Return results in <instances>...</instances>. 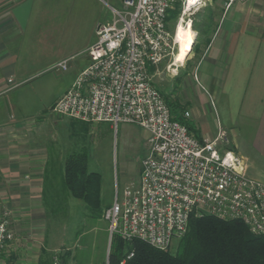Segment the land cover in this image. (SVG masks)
Masks as SVG:
<instances>
[{
	"label": "built area",
	"instance_id": "1",
	"mask_svg": "<svg viewBox=\"0 0 264 264\" xmlns=\"http://www.w3.org/2000/svg\"><path fill=\"white\" fill-rule=\"evenodd\" d=\"M179 1L184 11L206 4L121 0L120 9L111 7L112 20L97 25L96 40L84 50L87 65L51 111L113 128L133 124L148 133L138 182L125 186L121 194L116 189L114 201L103 212L110 237L115 234L165 250L185 234L190 217L239 220L251 234L264 236V184L247 175L245 159L226 148L224 133L213 139L200 137L174 119L149 75L148 66L166 57L175 63L177 47L167 17ZM69 61H59L55 71H67ZM16 244L12 211L0 195V264ZM133 255L127 253L120 264ZM53 264L73 263L58 256Z\"/></svg>",
	"mask_w": 264,
	"mask_h": 264
},
{
	"label": "crops",
	"instance_id": "2",
	"mask_svg": "<svg viewBox=\"0 0 264 264\" xmlns=\"http://www.w3.org/2000/svg\"><path fill=\"white\" fill-rule=\"evenodd\" d=\"M59 1L0 0V195L11 208L13 228L25 247L33 245V239L43 241V197L53 195L49 181L63 174L68 155L80 152L71 135L64 140L63 118L91 124L23 112L12 98L22 83L16 79L27 73L28 65L39 63L40 45H54L47 36L56 35L57 24L46 21L57 18L52 5ZM199 11L195 27L191 20L195 37L184 63L171 64L169 56L157 66L149 65L152 83L168 106L185 107L189 117L184 119L195 125L198 136L213 139L222 132L227 143L236 144V132H246L248 147L264 160V0H206ZM32 38L38 55L31 62L26 53L32 50ZM62 94L51 101L50 109ZM211 108L219 117L215 132L209 130ZM173 113L183 116L175 108ZM240 155L248 174L264 179V168L259 171L248 153Z\"/></svg>",
	"mask_w": 264,
	"mask_h": 264
},
{
	"label": "rangeland",
	"instance_id": "3",
	"mask_svg": "<svg viewBox=\"0 0 264 264\" xmlns=\"http://www.w3.org/2000/svg\"><path fill=\"white\" fill-rule=\"evenodd\" d=\"M52 6H56L57 18L47 20L46 23L57 24L56 35L47 36V40L53 38L54 45L50 41H47L46 45H40L39 63L28 65L27 73L16 79L15 82L22 83L12 95L13 101L19 103L23 112L44 114L46 117L57 116L50 109L51 101L61 91L64 93L78 71L87 65L88 59L84 50L96 40L97 25L112 20L111 7L120 9L121 0H60ZM203 6L196 4L189 11H184L182 1H179L170 10L167 17L168 28L172 35H175L176 42L177 29L188 26L192 28L191 20L195 27L199 22V9ZM33 38V43L28 45L32 50L26 53L31 62L36 60L38 55ZM66 58L70 60L69 67L75 66V70L64 73L55 71L56 65L48 66L51 61L57 62ZM212 109V116L208 115L211 117L209 130L215 132L219 117L214 115L215 109ZM62 125L64 140L71 139V135L79 146V151L88 153V170L101 176L100 207L91 211L83 201L70 196L63 189L62 174L58 172L54 175L55 178L49 181L52 182L53 189L48 192L53 195L43 197L47 221L45 230H42L43 241L33 239V245L25 247L24 240L19 238L14 230L17 244L14 250L3 257L2 264H37L41 258H45L48 264H53L54 258L58 256L64 261L66 259V263L73 264L107 262L111 237L103 212L114 201L116 189L121 194L125 186L138 182L141 160L147 153L148 133L136 125L124 123L110 129L107 123L83 126L63 118ZM193 128L194 133L199 135L195 125ZM246 135L243 131L236 132V144L228 141L225 146L243 156L248 153L254 161L253 165L262 172L264 160L257 156L253 148L248 147L249 141L244 137ZM246 173L250 178L264 184V179L250 175L247 171ZM179 240L180 238L174 239L165 250L173 253ZM49 248L54 250H47ZM63 251L67 252L65 257L61 254Z\"/></svg>",
	"mask_w": 264,
	"mask_h": 264
},
{
	"label": "trees",
	"instance_id": "4",
	"mask_svg": "<svg viewBox=\"0 0 264 264\" xmlns=\"http://www.w3.org/2000/svg\"><path fill=\"white\" fill-rule=\"evenodd\" d=\"M169 108L174 119L195 131L192 123L173 113L175 108L183 115V106ZM62 173L63 189L70 196L83 201L91 211L98 210L101 176L88 170L87 153L68 155ZM131 251L134 252L133 257L124 264H264V236L251 234L239 220L190 217L187 232L180 238L173 253L140 240L124 241L113 234L107 263L120 264ZM66 255L67 252L63 257ZM38 264L48 262L41 258Z\"/></svg>",
	"mask_w": 264,
	"mask_h": 264
},
{
	"label": "bare ground",
	"instance_id": "5",
	"mask_svg": "<svg viewBox=\"0 0 264 264\" xmlns=\"http://www.w3.org/2000/svg\"><path fill=\"white\" fill-rule=\"evenodd\" d=\"M176 37H177V42L174 35V43L177 47L175 62L181 63L184 61L186 55L189 53L191 49V45L194 41L195 33L190 26H188L187 28H178L176 31Z\"/></svg>",
	"mask_w": 264,
	"mask_h": 264
},
{
	"label": "water",
	"instance_id": "6",
	"mask_svg": "<svg viewBox=\"0 0 264 264\" xmlns=\"http://www.w3.org/2000/svg\"><path fill=\"white\" fill-rule=\"evenodd\" d=\"M74 69H75V67H72V68L68 69L67 71H65V73L71 72ZM61 254H62V256H64V254H65L64 251Z\"/></svg>",
	"mask_w": 264,
	"mask_h": 264
}]
</instances>
